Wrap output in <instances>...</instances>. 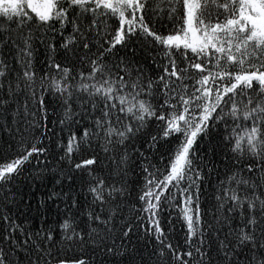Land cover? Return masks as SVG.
I'll return each mask as SVG.
<instances>
[{"label": "snow or ice", "instance_id": "snow-or-ice-1", "mask_svg": "<svg viewBox=\"0 0 264 264\" xmlns=\"http://www.w3.org/2000/svg\"><path fill=\"white\" fill-rule=\"evenodd\" d=\"M0 264H264V0H0Z\"/></svg>", "mask_w": 264, "mask_h": 264}, {"label": "trees", "instance_id": "trees-1", "mask_svg": "<svg viewBox=\"0 0 264 264\" xmlns=\"http://www.w3.org/2000/svg\"><path fill=\"white\" fill-rule=\"evenodd\" d=\"M42 61H43V57L41 56L37 63L38 68L44 67ZM206 147H207V141L202 142L201 149H204ZM33 163H35V161ZM104 163L107 164V161H105ZM59 166L60 165L58 163V160H52L51 163L49 164V169L46 170L44 179L42 180L38 179L33 182V181L25 179L24 177H21L20 181L17 182L21 194L25 196V202L31 204L33 210L39 206V201L45 198L47 193H49L53 189H55L56 191H60L61 186L54 184V177L50 174V170L52 167L58 168ZM98 174L103 175L104 173H98ZM25 176H27V173L25 174ZM213 179L215 180V177ZM68 184H69V181L65 180L64 185H63L65 190H67ZM204 187H205V193H206L205 198L210 197L212 190L209 188L207 184ZM73 189L76 191H80L79 179H77L73 183ZM85 195H86V189L84 190V194H82L80 197L82 202L85 199ZM61 208H63V205H61ZM28 214L32 215V213H28ZM45 215L47 216L48 221L50 223L52 221H55L57 219L55 206L53 205L52 211L50 213H46ZM210 218H211V213L209 214V219ZM33 223H34V226L38 228L41 223V218L40 217L35 218ZM179 231H181V229H180V226L177 225V232Z\"/></svg>", "mask_w": 264, "mask_h": 264}]
</instances>
